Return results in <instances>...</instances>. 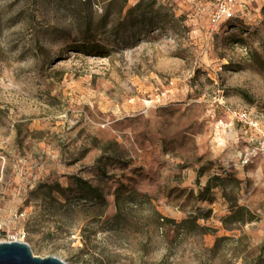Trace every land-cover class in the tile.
<instances>
[{"label":"rangeland","instance_id":"1","mask_svg":"<svg viewBox=\"0 0 264 264\" xmlns=\"http://www.w3.org/2000/svg\"><path fill=\"white\" fill-rule=\"evenodd\" d=\"M137 2L0 0V241L264 264V149L227 113L264 129V0Z\"/></svg>","mask_w":264,"mask_h":264},{"label":"built area","instance_id":"2","mask_svg":"<svg viewBox=\"0 0 264 264\" xmlns=\"http://www.w3.org/2000/svg\"><path fill=\"white\" fill-rule=\"evenodd\" d=\"M236 0H214V9L210 15L212 24L217 23L223 19L232 17V8ZM228 116L234 122L238 123L241 128L248 130V139L250 140L249 146L251 151L264 149V129L259 125L257 119L249 114L246 110L228 109ZM250 153L245 152L243 155V162L249 159Z\"/></svg>","mask_w":264,"mask_h":264},{"label":"water","instance_id":"3","mask_svg":"<svg viewBox=\"0 0 264 264\" xmlns=\"http://www.w3.org/2000/svg\"><path fill=\"white\" fill-rule=\"evenodd\" d=\"M0 264H67L56 256L39 257L31 253L26 242L0 241Z\"/></svg>","mask_w":264,"mask_h":264},{"label":"trees","instance_id":"4","mask_svg":"<svg viewBox=\"0 0 264 264\" xmlns=\"http://www.w3.org/2000/svg\"><path fill=\"white\" fill-rule=\"evenodd\" d=\"M143 1H144V0H138V2L135 4V6H136V7L140 6L141 3H142ZM151 1H153V0H151ZM78 183H79V185H81L80 182H77L76 184H78ZM86 188H87L88 191H90V192L95 191L94 188H92V187L89 186V185H86Z\"/></svg>","mask_w":264,"mask_h":264}]
</instances>
